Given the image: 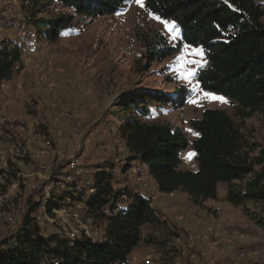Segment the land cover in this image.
<instances>
[{"label": "trees", "instance_id": "1", "mask_svg": "<svg viewBox=\"0 0 264 264\" xmlns=\"http://www.w3.org/2000/svg\"><path fill=\"white\" fill-rule=\"evenodd\" d=\"M131 1L23 0L19 23L36 28L39 36L54 42L76 17L113 16ZM53 3L72 13L49 10ZM144 5L162 20L174 22L180 46L203 50L206 64L196 71L200 88L228 97L235 113L205 108L200 118L189 120L199 134L191 142L183 128L152 120V103L182 106L187 91L181 90L176 97L145 88L125 92L116 102L115 113L122 119L118 133L128 152L123 172L133 163H142L161 193L183 191L197 205L218 199L219 186L224 183L225 200L235 206H258L261 212L253 211L252 216L264 225V148L256 153L259 144L244 129L246 119L256 113L264 115V6L257 0H144ZM40 13L47 16L39 17ZM3 20L0 13V23ZM156 38L145 43L150 61L174 54L170 47L157 50L151 43L158 42ZM22 55V47L13 38L0 42V83L24 68ZM190 146L195 151L196 170L183 167L181 153ZM93 178L96 192L87 201L84 216L104 229L106 242L88 239L69 245L57 234H41L39 224L27 213L18 247H9V234L0 238V264H129L142 242L154 244L153 234L166 235L172 230L151 198L131 187L115 189L108 165L99 166ZM122 197L127 198L123 204L119 202ZM64 198L62 194L60 199Z\"/></svg>", "mask_w": 264, "mask_h": 264}, {"label": "rangeland", "instance_id": "2", "mask_svg": "<svg viewBox=\"0 0 264 264\" xmlns=\"http://www.w3.org/2000/svg\"><path fill=\"white\" fill-rule=\"evenodd\" d=\"M22 2L0 0V13L4 17L0 23V42L7 40L8 34L12 32L13 39L18 41L26 54H30L25 70L26 79L32 77L33 85L37 81L48 90L49 98H44L42 102V97L37 96L36 92L32 93L31 88L26 86L16 106L19 107L16 112L23 110V119L37 115L43 119L41 126L34 127V130L52 135L53 146L58 154L51 159H44L47 164L59 169L72 156L79 155L86 170L93 175L99 166L108 165L115 177V189H130L132 184L137 187V184H146L147 175L141 166L138 167V163L128 170L133 177L123 172L128 152L118 133L122 119L115 114L118 110L116 102L131 89H154L172 97L178 96L183 89L187 91L188 99L182 106L152 103L155 110L152 120L183 128L191 142L197 135L193 134L196 132L189 126V120L200 118L205 108H221L232 115L235 113L228 97L213 94L227 101L222 103L205 98V91L200 86L194 92L193 87L199 85L196 75L191 83L180 78L184 70L183 62L177 63L176 57L181 55L185 45H179V30L175 26L170 32L153 18L156 15L148 12L145 6L140 7L136 0L113 16L96 19L76 17L70 29L54 42L39 36L36 28L18 22V16L23 18ZM257 2L264 6V0ZM56 5L53 3L49 10L72 13L71 9ZM43 16L47 14L40 13L39 17ZM155 36L158 42L151 43L155 44L157 50L170 47L175 50L174 54L164 60L150 61L146 56L145 43ZM194 58L203 66L206 64L204 55ZM41 67L52 69L47 70L48 79L45 82L39 78L44 72L40 71ZM188 67H195L196 71L200 68L197 65ZM10 93L16 97L13 90ZM4 94L8 95V89ZM189 100H196L198 104L189 103ZM69 109L77 115L79 111H84L86 120L78 124L81 117L76 119ZM53 111H59V115ZM3 114L9 115L8 111ZM74 126L78 128L77 137L72 134ZM244 129L250 140L259 144L256 153L264 148V115L256 113L246 119ZM189 153H195L191 146L181 153L183 167L197 169L195 155L188 158ZM38 169L34 165L26 172ZM14 175H2L0 194L9 188L11 192H17L12 186L16 177ZM150 182L152 189L145 194L148 197L156 191L155 180L151 178ZM145 186L142 190L149 185ZM225 187L226 184H220L218 199L206 201L203 205H197L183 191L165 196V199L171 200V206L176 207L174 215H168L172 230L166 235L160 232L153 234L154 244L147 240L142 242L134 253L137 260L131 257L129 264H145L144 259L148 255L153 259V264H264V225L252 216L253 211L261 212L259 207L254 204L235 206L227 202L223 198ZM131 189L134 190L133 187ZM26 194V191H20L21 201L16 199V202H27ZM75 199L81 200L80 197ZM120 199L121 204L127 200L126 197ZM11 200L12 197L5 198L3 208L7 209ZM180 215L183 217L176 219ZM49 229L54 230L51 227ZM144 231L146 236L149 235L147 229ZM7 235L8 225L0 218V238Z\"/></svg>", "mask_w": 264, "mask_h": 264}, {"label": "built area", "instance_id": "3", "mask_svg": "<svg viewBox=\"0 0 264 264\" xmlns=\"http://www.w3.org/2000/svg\"><path fill=\"white\" fill-rule=\"evenodd\" d=\"M45 69L40 68V71H44L39 77L43 82L48 79L47 70H52L50 67ZM12 87L23 89L24 84L21 80L13 79L0 83L2 90L9 91ZM43 122L38 115L15 120L9 115L0 114V178L6 173H14L16 177L12 186L17 189L14 193L8 187L5 193L0 194V218L8 225V234L11 236L9 247L14 249L21 244L19 232L27 213H31L39 224L41 234H57L69 245L88 239L93 243L106 242L108 238L104 229L96 225L92 218L84 216L86 203L96 192L92 172L86 170L79 155L72 156L59 169L44 162V159H51L58 152L50 133L33 129L40 127ZM72 134L73 137L79 135L77 126H74ZM34 165L39 169L27 173L26 170ZM22 190L28 196L24 204L16 202V199L21 201L19 193ZM62 194H65L63 200L60 199ZM10 197L12 200L8 208H3L5 198ZM76 197L81 200H76ZM48 227L54 230L50 231ZM132 258L137 260L135 254ZM144 262L153 264V259L148 255Z\"/></svg>", "mask_w": 264, "mask_h": 264}, {"label": "crops", "instance_id": "4", "mask_svg": "<svg viewBox=\"0 0 264 264\" xmlns=\"http://www.w3.org/2000/svg\"><path fill=\"white\" fill-rule=\"evenodd\" d=\"M8 10H10V9H8ZM20 19H21V17L18 16L17 20H20ZM13 35L14 34L12 32H10L8 34V37L9 38H13L12 37ZM29 56H30V54H26L23 51L22 58H23V62H24V68L20 71L19 74H17L16 76L13 77V80H21L23 82V84H24V87L29 86L31 88V92L32 93L33 92H36L37 93V96L42 97V102H43L44 101V98L45 99L46 98H49L48 97V90L45 89V86L44 85L39 84L37 81L33 85V79H32V77H31V79L30 78H27L26 79V76H25V72H26L25 70L27 69L28 60L30 59ZM1 90L2 89H0V114H3L4 112H7L8 111V114L10 115V117L12 119H15V120L23 119V117H24L23 115H25V114H23V110H19L18 112H16V110L19 108V107H16V106L18 104V97L24 91V88L23 89H16L15 87H12L11 90L8 91V95H7L8 97L5 96V94H4L5 93V90H2V91ZM12 90L14 91L16 97H14L13 94L10 93ZM72 109H69V110L72 111ZM53 112H56V114L59 115L58 114L59 111H53ZM79 113L80 114L77 115V114L73 113V111H72V114L74 115V117H76V119H79V117H81L80 121L77 122L78 124L81 123V122H83L84 120H86L85 115H83L84 111H82V112L79 111ZM134 165H135V163H133V166ZM138 165H139L138 167L141 166L143 173H145L146 166L144 164H142V163L141 164H138ZM197 167H198V165H197ZM193 170H196V168H194ZM127 174H129V176L131 175V177L134 176L133 174H131V171H129V173L127 172ZM151 178L152 177H150V176L147 175L148 181L144 185H146L145 187H147V185H149V186H148V188H144V190H142V187L144 185L141 186V184L140 185L137 184L138 187L136 185L132 184L131 187H133L134 190L137 193L139 192V193H142L143 194L145 192L144 194H146V191L147 190L151 191V189H152V185H151V182H150V179ZM225 189H226V187L224 188L223 198H225V194H226V190ZM168 195H170V194L161 193L158 190V187H157V184H156V191L155 192H152L149 195V197L152 199V206L157 210V212L159 213V215L161 216V218L163 220H166L167 223H168V225L171 227L170 222L168 221V215H171V216L174 215V213L176 212V207L171 206V204H172V203H170L171 200L165 199V196H168ZM164 214H167V215H164ZM182 217H183V215H180L176 219L179 220V218H182ZM180 222H182V221H180ZM134 253H135V251L133 252L132 255H134Z\"/></svg>", "mask_w": 264, "mask_h": 264}, {"label": "snow or ice", "instance_id": "5", "mask_svg": "<svg viewBox=\"0 0 264 264\" xmlns=\"http://www.w3.org/2000/svg\"><path fill=\"white\" fill-rule=\"evenodd\" d=\"M136 2H137V4L140 7H144L145 6L144 5V0H136ZM153 18L159 20L165 26V28L168 29L170 32L175 27L174 22H169L167 20H161V18L158 17V16L157 17H153ZM202 55H203V50L202 49H191L190 46L185 45L184 51L181 53V55L176 57L177 63L183 62L182 67H183L184 70L181 71V73H180V78L181 79L191 83L192 79L196 75V68L195 67L189 68L188 66L189 65H197L199 67H202L203 65L200 63V61L194 58V57L202 56ZM198 87H199V85H195L193 87V91L195 92L196 88H198ZM203 95H204L205 98H208L210 100H218V101H220L222 103H227V101L223 97H218V96H215V95H213L211 93H207V92H205ZM189 103L198 104V101L189 100ZM193 134L194 135H199L198 133H193ZM194 155H195V153H189L188 154V158H191Z\"/></svg>", "mask_w": 264, "mask_h": 264}]
</instances>
